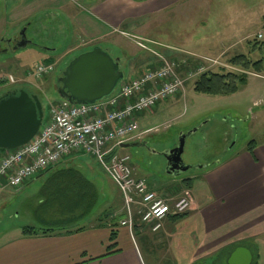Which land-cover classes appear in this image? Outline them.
<instances>
[{
  "label": "rangeland",
  "instance_id": "rangeland-1",
  "mask_svg": "<svg viewBox=\"0 0 264 264\" xmlns=\"http://www.w3.org/2000/svg\"><path fill=\"white\" fill-rule=\"evenodd\" d=\"M4 1L0 0V49H2L0 51V96L22 88L34 92L37 96L39 95L46 120L50 104L59 102L61 99L57 91L58 79L68 62L78 55L69 54L68 50L66 51L69 47L73 49L75 43L73 41V46L66 44V38H63L64 33L60 38L61 40L56 41L52 39V35L54 36L53 29H39L37 18L46 15V12H50L46 9L39 10V5L42 3L39 0ZM16 1L17 4L10 5ZM189 1L187 20L184 21L187 25L184 27L186 33L183 32L182 38L175 36L171 40L180 41L186 50L196 54H189L190 52L187 53L182 50L172 52L169 55L167 51L172 48L169 45L161 44L160 47L165 49L163 55L151 44L146 43V46L142 47L135 41L139 49L148 51L153 55L154 67L152 68L158 66L157 64L162 61L158 56L162 55L167 60L174 57V61L178 64V68L175 70L180 75L185 74V71L182 70L183 66H187V71L195 70L200 65L206 68L211 65L215 69L220 67L219 64L225 62L228 55L235 53L232 51L223 55L224 52L218 46L220 41L227 43L229 37L239 38L238 35L244 30L251 34L258 30L264 32V20L261 16L264 13V0H200L198 5L195 0ZM27 6L30 8L29 10L34 12L26 20L16 19L18 15L24 14ZM178 24H181L180 20ZM176 31L175 35H178L177 28ZM176 31L172 30L171 32L174 34ZM21 32L33 44L27 45L26 48L14 50L16 43L14 41L7 43L5 39L9 40ZM213 45L216 47L212 50L210 47ZM37 46L55 48L57 53L52 58L55 63L53 71L40 78H35L32 75L35 65L43 61L39 57ZM247 47V41H244L240 50H236V52L245 51ZM134 48L140 51L138 48ZM13 55L14 57H12ZM122 55L126 56L125 54ZM9 57L10 59H5ZM137 58L140 59V57ZM150 59L151 57L148 56L146 60L145 58L142 60L149 61ZM205 59L216 60L217 63L212 65ZM149 68L151 67L147 69ZM121 69L124 71L123 81H128L132 74L131 69ZM140 69L138 73L142 71ZM193 73L196 74V71ZM8 74L14 77L15 83L7 82L6 76ZM193 77H185V83L179 95L158 102L152 112L144 111L136 115L139 129L144 131L142 137L147 147H121L118 151L129 154V163L134 168L135 176L138 175L137 177H139L140 175L145 178L147 186L157 192L164 190V192L172 194L171 188H175L183 178L190 177L192 184L189 190L197 196L198 205L203 206L205 203L202 199L203 188L199 187V183L204 172L229 154L241 151L249 141L254 140L257 143L264 141V78L250 75L244 86L235 93L208 95L193 89ZM192 130L194 132L186 138L182 153L183 162L191 165V168L173 176L166 172V159L162 151L176 146L180 134ZM76 155L74 158L80 160L81 164V167L78 165L79 168H76L80 169L87 178L95 183L99 192L96 206L90 216L82 223L85 227H90L95 224L97 215L107 205L113 209L120 206L122 208V200L116 191L118 185L110 178L94 156L87 153H77ZM69 157L65 160H70ZM103 184L106 186L104 190L100 186ZM34 195L31 194L29 197ZM19 200L20 197L12 194H7L5 198L0 199V233L5 230L17 232L19 225H41L32 216V213L29 215L22 212L19 208ZM190 220V218H186L182 225L179 224L180 229L177 230L175 237L180 243H177L172 251L168 239L163 244L155 241L153 245H149L152 248L146 249L140 241L136 240V245H139V250L141 249L143 264H188L190 254L188 239L190 227L188 222ZM162 228L163 223L158 233ZM150 233L154 232L150 231ZM149 236L152 238V235L149 234ZM254 241L255 239L246 240L240 244H245L253 252L258 247L257 262L264 264V244L256 245ZM235 245L232 244L219 249L213 257H210L211 260L207 259L203 262L206 264H228V259L225 257L230 250L236 247ZM252 261H256L255 258Z\"/></svg>",
  "mask_w": 264,
  "mask_h": 264
},
{
  "label": "crops",
  "instance_id": "crops-1",
  "mask_svg": "<svg viewBox=\"0 0 264 264\" xmlns=\"http://www.w3.org/2000/svg\"><path fill=\"white\" fill-rule=\"evenodd\" d=\"M39 2H42L39 10L50 11L37 18L39 29H53L52 39L56 41L61 40L63 33L66 44L73 46L74 41V48L66 49L69 54L77 55L95 46L101 47L118 60L120 68L131 69L129 79L139 76L148 67H154L153 55L139 49L135 44V37L144 39L148 44L169 45L172 48L167 51L169 55L182 50L196 54L186 50L180 41L171 40L175 36L182 38L183 32L186 33L184 27L187 25L184 21L187 20L189 0H39ZM195 2L197 5L200 4V0ZM17 3L16 1L10 5ZM29 9L27 6L24 14L18 15L16 19L26 20L34 12ZM261 16L263 19L264 13ZM179 20L181 24L177 25ZM174 27L179 31L178 35H175L177 31ZM172 30L176 32L173 34ZM258 33L264 36L262 30L252 34L244 30L238 35L239 38L229 37L227 43L220 41L218 46L224 52L223 55L236 52L240 50L244 41ZM152 47L165 53V49L160 46ZM215 47L213 45L210 48L213 50ZM37 48L39 57L44 62L55 64L52 61L57 54L55 48L42 46ZM148 56L151 59L145 61ZM143 58L145 60H142ZM139 69L142 70L140 73ZM152 111L153 109L150 112ZM75 156L77 155L73 154L69 157L70 160L64 159L55 167L43 171L20 188L8 186L0 188V199L5 198L7 194L20 197L19 208L29 215L32 213L33 216V210L41 201L39 192L48 178L61 168L69 166L79 168L80 160L75 159ZM100 186L103 190L106 187L104 184ZM199 187L203 188L204 205H198L197 196L191 192L192 202L188 215L175 223L169 222L168 219L163 221V228L157 234L156 241L163 244L168 239L172 251L174 246L180 243L175 237L177 230L180 229L179 224L182 225L186 218H190L188 264L211 260L210 257L219 249L232 244L247 248L252 260L255 258L257 262L258 247L253 252L240 242L255 239L256 245L264 244V141L255 142L252 152L248 150L246 144L241 151L229 154L207 169ZM116 191L120 196L117 188ZM31 194L35 195L29 197ZM118 209L119 207L113 209L107 205L97 215L95 224L78 232L66 233L58 229L47 235L23 236L20 233L21 225L17 232L5 230L0 233V264H143L135 238H131L130 231L124 226L116 227L117 245L107 254L110 227L102 213H112ZM232 250L225 259L229 258Z\"/></svg>",
  "mask_w": 264,
  "mask_h": 264
},
{
  "label": "built area",
  "instance_id": "built-area-1",
  "mask_svg": "<svg viewBox=\"0 0 264 264\" xmlns=\"http://www.w3.org/2000/svg\"><path fill=\"white\" fill-rule=\"evenodd\" d=\"M158 56L162 61L157 68L120 83L115 93L103 100L91 104H73L67 100L52 103L46 120L30 141L0 151V188H19L69 155L87 153L96 158L118 185L125 214L119 222L121 226L131 230L136 220L156 231L167 216L190 210L192 196L188 190L181 191L176 199H167L150 190L144 179L135 177L129 155L118 151L123 143L144 133L138 131V113L150 111L182 89L184 79L175 70L178 64ZM208 62L217 63L209 59ZM205 69L200 65L184 75L193 77ZM52 71V64L38 63L32 75L40 78ZM6 77L10 83L15 82L12 75Z\"/></svg>",
  "mask_w": 264,
  "mask_h": 264
},
{
  "label": "trees",
  "instance_id": "trees-1",
  "mask_svg": "<svg viewBox=\"0 0 264 264\" xmlns=\"http://www.w3.org/2000/svg\"><path fill=\"white\" fill-rule=\"evenodd\" d=\"M247 46L245 51H237L226 57L225 62L229 67H217L201 72L193 80V89L208 95H227L237 92L244 86L248 76H264V39L255 36L252 40H247ZM196 63H198L197 60ZM186 68L187 66H183L182 70L186 71ZM58 87H60L59 83ZM28 92L35 94L32 91ZM254 145V140L247 143L250 152ZM191 184L190 177L183 178L175 188H171L172 194L179 192L182 188L191 189ZM39 195L41 201L33 210V217L41 225L22 226L20 233L23 236L47 235L58 229L64 230L66 233L78 232L85 228L82 223L90 216L99 199V192L95 184L80 169L72 166L56 170L42 186ZM119 209L112 213H102L110 227V244L107 247V254L117 245L115 241L117 238L116 227L120 226L119 222L124 217V213ZM187 215L188 213L171 215L167 219L169 222L175 223ZM97 223L100 222L97 221ZM132 231L135 241H140L145 249L152 248L149 245H153L157 240L158 232L150 233L147 225L136 220ZM149 234L152 235V238ZM202 263L206 264L203 261L192 264ZM251 264H257V262L252 261Z\"/></svg>",
  "mask_w": 264,
  "mask_h": 264
},
{
  "label": "water",
  "instance_id": "water-1",
  "mask_svg": "<svg viewBox=\"0 0 264 264\" xmlns=\"http://www.w3.org/2000/svg\"><path fill=\"white\" fill-rule=\"evenodd\" d=\"M14 49L32 44L23 32ZM119 62L99 46L73 57L58 79L57 91L62 99L73 104H91L111 95L123 79ZM44 117L39 97L25 89L7 92L0 96V149H14L30 141L38 132ZM194 130L181 133L173 148L163 150L166 172L177 176L191 168L182 160L186 138ZM124 147H147L142 139L123 144ZM250 251L242 246L230 254L228 264H250Z\"/></svg>",
  "mask_w": 264,
  "mask_h": 264
},
{
  "label": "flooded vegetation",
  "instance_id": "flooded-vegetation-1",
  "mask_svg": "<svg viewBox=\"0 0 264 264\" xmlns=\"http://www.w3.org/2000/svg\"><path fill=\"white\" fill-rule=\"evenodd\" d=\"M4 2H7V0H5ZM36 29H38V28L36 27ZM20 40H21V35L20 34H17L16 36H14L13 38H11L9 40H6L5 39V42L11 43L12 41H14L17 44V42H19ZM136 141H138V139H135L133 142H136Z\"/></svg>",
  "mask_w": 264,
  "mask_h": 264
}]
</instances>
